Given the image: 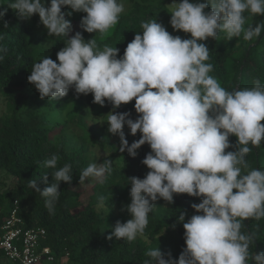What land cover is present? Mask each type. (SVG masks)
Wrapping results in <instances>:
<instances>
[{
    "label": "clouds",
    "instance_id": "obj_1",
    "mask_svg": "<svg viewBox=\"0 0 264 264\" xmlns=\"http://www.w3.org/2000/svg\"><path fill=\"white\" fill-rule=\"evenodd\" d=\"M7 5L24 20L38 15L49 36L65 38V47L56 54L58 62L44 56L28 76L40 97L58 100L74 89L77 95L92 94L93 103L101 107L108 101L113 107L106 115L108 132L119 137L120 152L135 158L145 144L151 149L142 161L149 169L145 177L128 178L127 211L132 218L117 221L107 239L131 242L143 236L158 199L172 204L174 195L186 194L201 200L192 204L195 214L186 222V212L176 220L183 225L186 247L178 259L159 246L149 249L143 264H264V251L249 252L255 234L242 232L244 221L264 219V170L250 169L247 160L249 145L258 148L264 142V83L257 79L251 88L226 90L210 75L213 65L207 62L210 51L204 43L220 33L228 40L242 34L245 41L259 37L264 21L245 28V13L264 16V0H172L170 25L191 38L173 36L153 17L141 23L142 31L122 56L116 46L101 48L96 38L85 41L82 32L69 38L73 25L62 9H71L68 16L86 14L82 31L104 36L125 11L123 0H50L47 6L45 0H9ZM8 8L0 11V20ZM4 38L0 33V41ZM6 52L0 46V61ZM133 100L135 120L130 112L116 111ZM125 126L132 136L140 133L130 146ZM230 148L235 150L226 151ZM59 159L53 154L44 162L55 170V182L48 184L44 175L48 186L43 190L37 180L28 183L45 198L50 214L55 213L61 182L73 180L71 165L58 168ZM112 170L110 159L90 163L79 182L102 180ZM104 199L99 198L98 206Z\"/></svg>",
    "mask_w": 264,
    "mask_h": 264
},
{
    "label": "trees",
    "instance_id": "obj_2",
    "mask_svg": "<svg viewBox=\"0 0 264 264\" xmlns=\"http://www.w3.org/2000/svg\"><path fill=\"white\" fill-rule=\"evenodd\" d=\"M128 2L129 10L121 14L118 24L104 36L83 32L80 23L86 14L72 13L68 16L71 9L63 8L65 18L73 25L69 38L78 31L82 32L85 41L96 38L101 48L105 44L116 46L120 50L119 56H122L127 44L137 32L142 31L141 23L153 17L173 36L191 38L190 34L174 31L171 27L168 6L172 0ZM8 3L9 0H0V11L8 8ZM45 3L47 6L50 0H45ZM206 10H210V6ZM245 16V28L264 21V16H252L250 13H245ZM5 22L8 27H4ZM0 33L5 37L0 41V46L7 50L3 61H0V97L7 104V113L0 115V171H7L8 175L17 180L12 189L0 190V236L2 225L17 201L24 227L46 231V240L41 242V247L51 248L56 257L54 264H59V258L66 254L70 257V264H143L147 259L146 251L158 246L162 252H171L172 257L178 259L186 244L183 225L176 224V220L182 212H186V222L195 214L192 204H198L201 200L186 194L174 195L172 204L158 199L155 202L156 208L149 214L143 236L131 242L118 240L114 236L111 240L107 239L117 221L123 223L132 218L127 211V205L131 203V184L128 178L145 177L149 169L142 161L151 151L150 147L147 144L142 146L137 150L135 158L126 151L120 152L119 137L110 134L108 126L89 127L86 123V119H93L94 122L107 120L106 115L113 111L112 105L105 101V106L101 107L93 103L92 94L82 99L71 89L75 99L72 111L67 114L71 121H74L76 114L80 115L78 124L84 131L80 137L83 145L108 150L109 155L103 157L100 163L108 159L113 161L110 175L102 180L86 178L84 183H80L82 170L87 167L85 152L72 147L70 140L61 136L68 121L56 120L58 112L68 106V100L42 99L35 86L28 81L33 65L44 56L57 61L56 54L65 47V38L49 36L38 15L24 20L11 8L0 20ZM204 43L210 51L207 62L213 65L210 75L226 90L251 88L257 79L264 83V31L250 41H245L243 34L228 40L224 33H220L215 40L209 38ZM134 104L135 100L116 111L130 112L131 118L135 120L138 114ZM124 132L129 146L140 138L139 132L132 136L127 126ZM229 140L232 145L237 143L234 136ZM249 147L252 148L247 156L250 169L264 170V142L258 148ZM233 150L230 148L226 151ZM53 154L60 158L58 168L65 163L71 165L73 180L71 184L61 182L55 213L50 214L45 207V198L30 189L28 183L30 179L37 180L38 187L43 190L48 186L43 181L44 175H48V184L55 182L52 177L55 170L44 166V162ZM100 197L105 198L103 210L98 206ZM174 224L175 228L172 227ZM243 224L242 232L255 234V242L249 252L259 254L264 251V219H249ZM5 261L10 262L0 250V264ZM249 264L252 262L249 261Z\"/></svg>",
    "mask_w": 264,
    "mask_h": 264
},
{
    "label": "built area",
    "instance_id": "obj_3",
    "mask_svg": "<svg viewBox=\"0 0 264 264\" xmlns=\"http://www.w3.org/2000/svg\"><path fill=\"white\" fill-rule=\"evenodd\" d=\"M24 225L16 201L1 228L0 250L4 256L13 264H54L56 257L51 248L41 247V242L46 240V231Z\"/></svg>",
    "mask_w": 264,
    "mask_h": 264
},
{
    "label": "rangeland",
    "instance_id": "obj_4",
    "mask_svg": "<svg viewBox=\"0 0 264 264\" xmlns=\"http://www.w3.org/2000/svg\"><path fill=\"white\" fill-rule=\"evenodd\" d=\"M190 2H195V0H190ZM123 3L125 5V11L123 13H125L126 11L129 10L130 4H129L128 0H123ZM73 94L74 93L70 89L68 92V95L63 97V99L68 100V106L66 107L65 110H63L62 112H58L59 114L56 115V120H58V121H66L67 120L69 123L67 128L64 130V132H62L61 136L69 139L70 145L72 147H76V148L84 150L86 160H87V166L93 162L100 163L103 157L109 155L108 150L103 149V148H99V147L84 146L83 142L80 138L84 134V131L78 124V119H80V115L76 114L74 121L69 120L67 113L69 111H72V106H73L72 104H73L74 99H75ZM77 96H82V99H86L85 95L81 94V95H77ZM6 113H7L6 100L4 98L0 97V115L6 114ZM106 122H107V120H97L94 122L93 119H86V123L89 127H91L93 125H97V126L106 125V126H108V124ZM16 181L17 180H15V178H13L7 174V171H0V190L6 191V190L12 189L13 187H15ZM99 209L103 210V207H100ZM68 258H70V257H68ZM68 258L67 257L64 258V256L62 255L59 258V260H60L59 264H70V260L68 261Z\"/></svg>",
    "mask_w": 264,
    "mask_h": 264
},
{
    "label": "crops",
    "instance_id": "obj_5",
    "mask_svg": "<svg viewBox=\"0 0 264 264\" xmlns=\"http://www.w3.org/2000/svg\"><path fill=\"white\" fill-rule=\"evenodd\" d=\"M1 262H3V260ZM4 264H13V263L5 261Z\"/></svg>",
    "mask_w": 264,
    "mask_h": 264
}]
</instances>
